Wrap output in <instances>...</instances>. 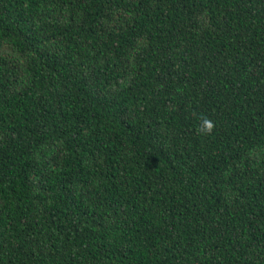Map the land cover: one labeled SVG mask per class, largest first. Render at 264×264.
Instances as JSON below:
<instances>
[{"label": "trees", "instance_id": "1", "mask_svg": "<svg viewBox=\"0 0 264 264\" xmlns=\"http://www.w3.org/2000/svg\"><path fill=\"white\" fill-rule=\"evenodd\" d=\"M0 264H264V0H0Z\"/></svg>", "mask_w": 264, "mask_h": 264}, {"label": "clouds", "instance_id": "2", "mask_svg": "<svg viewBox=\"0 0 264 264\" xmlns=\"http://www.w3.org/2000/svg\"><path fill=\"white\" fill-rule=\"evenodd\" d=\"M212 128H213V123L210 120L204 119L202 121V130L204 132H211Z\"/></svg>", "mask_w": 264, "mask_h": 264}, {"label": "rangeland", "instance_id": "3", "mask_svg": "<svg viewBox=\"0 0 264 264\" xmlns=\"http://www.w3.org/2000/svg\"><path fill=\"white\" fill-rule=\"evenodd\" d=\"M8 52L10 51V48H8V50H7Z\"/></svg>", "mask_w": 264, "mask_h": 264}]
</instances>
